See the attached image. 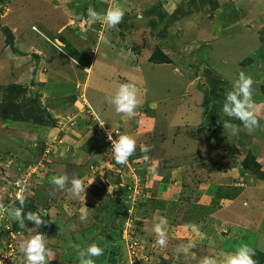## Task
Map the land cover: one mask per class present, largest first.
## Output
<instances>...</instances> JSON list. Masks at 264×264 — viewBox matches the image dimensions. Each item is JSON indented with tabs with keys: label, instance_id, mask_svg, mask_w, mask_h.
I'll return each instance as SVG.
<instances>
[{
	"label": "rangeland",
	"instance_id": "1",
	"mask_svg": "<svg viewBox=\"0 0 264 264\" xmlns=\"http://www.w3.org/2000/svg\"><path fill=\"white\" fill-rule=\"evenodd\" d=\"M202 1L195 9L197 0H0V204L21 207L23 189L25 217L44 220L37 228L25 219L22 228L0 212V264H25L19 244L30 229L55 252L48 264H79L77 246L92 242L104 249L95 264H200L216 253L213 238L236 230L219 216L231 204L225 199L245 188L264 196L262 147L241 141L243 126L239 137L222 121L236 123L222 107L241 71L264 103V0ZM110 5L125 13L119 25L88 22L89 7L104 13ZM215 19L218 33L209 29ZM35 51L47 55L42 67ZM122 83L137 87L134 117L107 102ZM99 120L112 135L119 127L136 139L127 164L115 163L96 133ZM150 122L157 131L137 133ZM143 144L151 151L142 153ZM248 154L263 158L258 171L243 166ZM63 174L82 179L85 194L57 189L51 177ZM162 217L164 248L153 231ZM189 240V255L177 253Z\"/></svg>",
	"mask_w": 264,
	"mask_h": 264
},
{
	"label": "clouds",
	"instance_id": "2",
	"mask_svg": "<svg viewBox=\"0 0 264 264\" xmlns=\"http://www.w3.org/2000/svg\"><path fill=\"white\" fill-rule=\"evenodd\" d=\"M124 11L120 7L109 6L104 13L97 12L94 8L89 7L87 9V17L89 23H95L97 21L102 24H106L111 28H115L119 25L124 18ZM253 79L245 72L241 71L232 82V90L227 91L222 107V112L225 116L240 121V124L249 133L255 131L259 127V113L261 106L253 100ZM137 87L134 83H122L118 86L114 95L107 98V102L110 105L115 106V111L118 114H124L129 117L135 116V110L138 107ZM223 128L231 135H237L241 128L240 125L232 123L231 120H222ZM100 126L103 128L105 122L99 120L95 123L96 133ZM119 131V129H117ZM117 139H113L111 131L107 132L108 140L111 142V148L109 150L110 155L113 157L117 164H127L129 158L135 153L137 148L136 139L128 134H117ZM106 140V139H105ZM140 151L142 153H148L151 151L150 146L141 145ZM145 158H147L145 156ZM19 183V182H18ZM51 183L60 190H67L69 194L79 197L82 193L85 194V186L82 179L78 177H72L69 180L68 175H55L51 177ZM70 183V187H68ZM17 200L21 207L6 209L3 204H0V212H7L10 217L15 219L20 227H25V219L33 221L37 228L44 223L39 212L29 211L25 217L24 204L26 196L24 190L21 189L17 192ZM247 206V205H245ZM87 219V210L81 209V220ZM167 224L166 218H161L158 223L154 225L153 231L156 239L155 244L161 248L167 246L168 236L165 231ZM193 232H198L197 225H191ZM45 235L36 231V229H30L28 238L24 239L19 244V249L23 253L25 258V264H48L49 260L55 258V252L46 247ZM195 247V243L189 240L186 244H180L176 248L177 253H183L185 256L189 255L190 250ZM79 264H95L94 257H100L104 254V249L96 242L88 244L86 247L77 246L76 248ZM255 252L247 244H240L234 252L224 255L221 259L217 260L212 256H204L200 260V264H256L254 260Z\"/></svg>",
	"mask_w": 264,
	"mask_h": 264
},
{
	"label": "crops",
	"instance_id": "3",
	"mask_svg": "<svg viewBox=\"0 0 264 264\" xmlns=\"http://www.w3.org/2000/svg\"><path fill=\"white\" fill-rule=\"evenodd\" d=\"M197 1H198L197 3H194V5H192L193 8L195 7V9H196V8L200 7L201 5H205L204 1H202V0H200V1L197 0ZM232 26H234V23H232ZM215 27H217V30L215 29ZM220 27H221V24L218 22V19H215L213 22L209 21L210 32L218 33ZM221 31L223 33H226L225 32L226 30L221 29ZM213 33H212V40H217V38L215 37V35ZM227 35H229V34H227ZM60 44H62V43H60ZM37 53H38V51H37ZM37 53H36V51L32 53L33 59L34 60L37 59V64H39L38 67H42L41 66V60L42 59L47 60V55L39 54V53L37 54ZM36 55H38V56H36ZM42 55H43V57H41ZM225 55H227V54H225ZM39 61H40V63H39ZM235 63H237L239 65L240 61L238 60V62H235ZM43 71L41 70L40 74H39V72H38V74L40 76L43 75L42 74ZM21 89H24V86H21ZM262 102L258 103L261 106V108H262V106H264L263 105L264 103H262ZM46 105H47V103H46ZM52 105H53V102L50 104L51 107L49 106V109L47 108L51 113L53 112V107H54V105H53V107H52ZM147 114L152 115L154 113H147ZM259 116H260V113H259ZM139 119H140V121H142V123L145 122L144 120H142V118H139ZM151 120H155V119H151ZM235 124L242 126L240 124V121H238V120H236ZM262 127H264V117L260 116L259 127L256 128L255 131L252 133H249L246 129H244L246 134L242 135L241 132H239V137H241V135H242L241 141L246 143L248 146L252 145V143L253 144L258 143L259 146L262 147L261 148V150H263L262 151L263 152L262 157H264V129ZM138 128H139V129H137L138 134L139 133H150L152 131H157V129H158V128H155L154 124H152L151 122L146 124V125H143L141 127H138ZM115 129H119V127H116ZM132 131H134V130L132 129ZM142 131H144V132H142ZM147 135H149V134H147ZM156 139L158 140L159 137H156ZM143 145H145V144H143ZM190 148H191V144L186 145L185 148H183L181 146V149L180 148H178V149L180 151L181 150L186 151ZM262 157H260V159L258 158L259 160H257V162L259 164L263 160ZM262 181H264V180H262ZM263 184H264V182H263ZM252 189L254 190V188H252ZM248 190L249 189H246V188L243 190H239L238 193L241 194V197L235 198L236 200L234 198L233 199H227V200L225 199V201L227 203H228V201L232 200L231 204H229L228 206L226 204L223 208H220V210H219L220 212H218L219 216L227 217V218H224L225 221L228 220L227 223L229 222L230 224H232V222H233V227H236L235 228L236 230L231 232V235H228L227 237H226L227 232L222 231L220 237L226 238V240H223V241L220 240V242H219L216 239L213 240L214 239L213 238L211 240V242H209L210 248H214L212 246V243L215 245L216 250H214L212 252L216 251V253H214V255L212 257L216 258L217 260L221 259L224 255H226L228 253L234 252L236 250V248L240 244L243 243V244L249 245L254 250L255 254L257 255L254 257L256 260V264H264V255H263L264 254V229L262 227L264 225V222H263V220H264V198L263 197L264 196L261 197L259 194L257 196H254V194L249 193ZM258 191L264 195V187H259ZM245 205H247V206H245ZM216 218H218V217L217 216L212 217L211 220L214 219L217 221ZM218 224H219V222L217 221V225ZM261 228H262V230H261ZM220 237H219V239H222ZM228 237H230V238L228 239Z\"/></svg>",
	"mask_w": 264,
	"mask_h": 264
},
{
	"label": "trees",
	"instance_id": "4",
	"mask_svg": "<svg viewBox=\"0 0 264 264\" xmlns=\"http://www.w3.org/2000/svg\"><path fill=\"white\" fill-rule=\"evenodd\" d=\"M8 32H10L7 29ZM155 57V56H152ZM239 152V151H238ZM243 166L245 167V169H255V171H258V168H260L259 164L256 162L255 158L251 155H247V157L243 160Z\"/></svg>",
	"mask_w": 264,
	"mask_h": 264
},
{
	"label": "built area",
	"instance_id": "5",
	"mask_svg": "<svg viewBox=\"0 0 264 264\" xmlns=\"http://www.w3.org/2000/svg\"><path fill=\"white\" fill-rule=\"evenodd\" d=\"M109 130H107L104 126H103V128L100 126V124H99V127H98V134H102L104 137H105V139H106V141L107 142H109L110 144H109V146L111 147V142L108 140V137H107V132H108ZM115 133V135H117L118 133H119V131H115L114 132ZM115 135H113V136H115Z\"/></svg>",
	"mask_w": 264,
	"mask_h": 264
}]
</instances>
